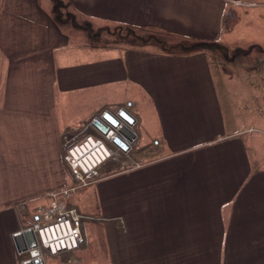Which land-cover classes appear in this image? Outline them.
I'll return each instance as SVG.
<instances>
[{
	"label": "crops",
	"instance_id": "obj_1",
	"mask_svg": "<svg viewBox=\"0 0 264 264\" xmlns=\"http://www.w3.org/2000/svg\"><path fill=\"white\" fill-rule=\"evenodd\" d=\"M242 1L260 3L0 0V264H21L13 235L51 203L50 192L70 184L64 136L102 135L91 124L99 108L124 105L137 118V137L128 152L116 148L102 171L121 153L127 162L143 160L111 175L131 179L145 168V195L129 196L137 181L121 193L112 184L108 195L103 186L93 196L94 216L72 198L86 217L102 219L94 222V244L118 260L114 252L126 243L127 264L134 250L136 264H176L187 251L203 252L205 264H216L214 252L217 264H264V149L249 152L250 137L232 123L213 69L219 56L236 62L242 53L223 51L237 41L223 38L231 32L226 13L239 12ZM91 26L110 35L122 26L123 37L102 43ZM107 91L118 94L87 105ZM86 226L80 254L90 245Z\"/></svg>",
	"mask_w": 264,
	"mask_h": 264
},
{
	"label": "rangeland",
	"instance_id": "obj_2",
	"mask_svg": "<svg viewBox=\"0 0 264 264\" xmlns=\"http://www.w3.org/2000/svg\"><path fill=\"white\" fill-rule=\"evenodd\" d=\"M259 1L260 3L258 5L245 4L242 1L238 6L239 12L236 8H231L227 17L225 16L226 23L228 21V25L226 24V27L231 32L227 31V35L223 38L226 39L227 36H229L230 39L232 38L237 41L235 43L230 42L228 46L224 47L225 50L223 51L227 52V56L231 58H233L234 55H237L239 50H242V53L237 55L238 59L236 62L232 59L230 61L227 60L225 56L224 58L226 59L223 60V57L219 56L220 58H217L214 61L213 68L220 100L221 102H231L230 106L224 105V107L226 111L230 113L233 112L232 123L238 124L237 127H240L241 130H245L244 137H250V139H247L246 145L251 153L254 146L264 149V110L261 112L259 110V107L263 104L262 102H264V0ZM63 23L67 24L66 29L72 28L67 22ZM71 23L78 24L77 22L72 21ZM116 25L117 24L114 26ZM121 27L122 26L112 28V30L115 31V35H110L108 33L110 28L106 31H102L99 26H91L90 32L96 39L101 38L103 43L104 41L114 40V36L116 35L123 37L121 35L123 30L120 31ZM109 87L112 88L111 86ZM117 94V91L103 92L102 96L97 98L99 102H88L87 105H99L103 103V101L112 100ZM103 111L104 109L102 106L98 110V115ZM130 156H132V154ZM110 162V164L108 163L110 166L104 168L101 173V179H106L104 183L101 185L98 184L99 182L93 183L82 189L80 192L74 194V197L72 196L69 199V201L72 198L74 200L82 199L81 203L84 205L83 209H85L86 212H89V215L94 216L100 213L98 211L99 209L94 211L93 196L95 195V198H97L99 193L101 194V191L98 192V189L103 190V186L105 190H107L106 193L108 195V190H111L110 187L112 184H118L119 193H121V188L126 182L129 183V181H137L139 184L135 185L136 187H134V191L128 192L129 196L145 195V188L140 185L142 184L143 179L145 180V168L135 171L132 174L131 179L123 173H118L113 176L111 175L122 169H127L129 166L130 168H133L136 166L135 163L143 164V160L127 162V159H125L121 153L117 159H113ZM140 210L145 211V203L140 205ZM81 211L84 210L81 209ZM93 216L84 218V226L87 224L86 227H88L91 235L89 238L90 245H86L81 254L78 251L79 249L73 254H71V252H69V254L60 253L61 255L57 257H50V254H46L45 257L50 263L66 264L69 260H71L70 264H96V257L100 258V255H106V258H103V262L98 264H127L126 261L128 258L123 257L125 254L124 249H127L126 243L120 245V247H122L120 251L116 253L114 252V254H120V258L118 260L109 255L110 249L108 247L103 248L98 243H96V245L94 244V222L102 219H96ZM141 237L145 238V234L142 236L140 234L138 236V238ZM107 246L109 245L107 244ZM134 255L135 258L133 260V264H136L139 262L138 259L141 252L139 250H134ZM203 255L204 253L201 251L179 252L176 264H205L206 257ZM214 255L215 258L213 262L217 264V252H214ZM81 257L85 259L83 262L80 261Z\"/></svg>",
	"mask_w": 264,
	"mask_h": 264
},
{
	"label": "built area",
	"instance_id": "obj_3",
	"mask_svg": "<svg viewBox=\"0 0 264 264\" xmlns=\"http://www.w3.org/2000/svg\"><path fill=\"white\" fill-rule=\"evenodd\" d=\"M115 130L102 135L70 132L64 136V159L72 181L59 190L50 192L51 203L39 209L38 217L22 229L31 228L37 245L20 252V261L34 260L46 254L56 255L82 248L87 243L84 230L86 217L69 199L87 186L101 179L102 167L117 157ZM111 145H110V144ZM120 152H122L119 149Z\"/></svg>",
	"mask_w": 264,
	"mask_h": 264
},
{
	"label": "water",
	"instance_id": "obj_4",
	"mask_svg": "<svg viewBox=\"0 0 264 264\" xmlns=\"http://www.w3.org/2000/svg\"><path fill=\"white\" fill-rule=\"evenodd\" d=\"M132 104L128 102V106ZM137 118L128 110L126 106H121L116 112L105 109L97 115L91 124H93L101 133L106 134L110 130H115L113 143L122 151L128 152L132 143L135 141L137 134L133 129ZM38 217V216H37ZM16 247L19 252L27 250L29 247L37 245V237L31 228L22 229L13 235ZM23 264H47L45 257L34 260L24 261Z\"/></svg>",
	"mask_w": 264,
	"mask_h": 264
},
{
	"label": "trees",
	"instance_id": "obj_5",
	"mask_svg": "<svg viewBox=\"0 0 264 264\" xmlns=\"http://www.w3.org/2000/svg\"><path fill=\"white\" fill-rule=\"evenodd\" d=\"M230 12V11H229ZM229 12H227L226 14L228 15L229 14ZM227 15H226V17H227ZM225 24H227L228 25V21H227V23H226V18H225Z\"/></svg>",
	"mask_w": 264,
	"mask_h": 264
}]
</instances>
